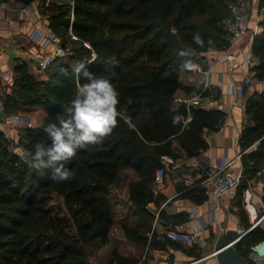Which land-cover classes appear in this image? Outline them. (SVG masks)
Listing matches in <instances>:
<instances>
[{
	"label": "trees",
	"instance_id": "obj_1",
	"mask_svg": "<svg viewBox=\"0 0 264 264\" xmlns=\"http://www.w3.org/2000/svg\"><path fill=\"white\" fill-rule=\"evenodd\" d=\"M230 1L62 0L42 6L49 25L68 45V52L44 70L46 75L19 60L10 89L1 97L3 115L24 108H40L45 113L37 124L20 129L16 139L0 127V264H90L88 245L110 241L112 186L129 170L135 174L129 200L141 218L136 225L124 223L123 229L129 240L148 248L142 264H150L147 257L151 248L167 250L175 244L183 245L194 259L203 256L200 244H184L166 231L159 232L154 225L156 211L149 204L158 207V220L174 228L191 220L188 211L160 209V200L166 196L155 193L153 184L162 154L176 159L181 150L191 154L207 149L206 132L219 129L226 115L219 107L194 105L191 119L185 122L186 103L175 107V101L179 89L189 94L202 87V83L181 82L182 68L202 61L207 49L230 44ZM260 4L264 5V0ZM71 23L79 39L70 37ZM197 31L202 43L192 38ZM252 56L258 59L252 69L262 79L264 32L255 35ZM81 60H91L88 67L97 74L111 76L120 92V104L136 126L131 128L120 120L100 144L74 154L68 165L73 172L70 178L55 180L50 166H31L29 153L35 143L49 142L43 124L63 113L75 94L71 66ZM245 109L254 124L244 127L241 144L246 147L259 142L243 155L245 177L240 186L246 187L248 180L263 170L264 189V91L250 94ZM173 117L178 118L175 123ZM55 195L62 197L64 205L53 203ZM180 196L197 203L208 198L201 185L182 186ZM262 239L264 228L254 226L235 242L236 250L249 264H259L251 251ZM139 261L114 249L110 263Z\"/></svg>",
	"mask_w": 264,
	"mask_h": 264
},
{
	"label": "crops",
	"instance_id": "obj_2",
	"mask_svg": "<svg viewBox=\"0 0 264 264\" xmlns=\"http://www.w3.org/2000/svg\"><path fill=\"white\" fill-rule=\"evenodd\" d=\"M50 1L61 2L62 0H31L32 10L30 12L21 9L22 0H0V104L2 94L9 89V85L14 79V67L19 60L27 61L34 72L40 71L38 60L42 51L39 44L31 39L30 33L36 25L48 22L42 6L47 5ZM249 2L256 27V24L263 21L264 5H261L258 0ZM255 27L246 35L239 37L233 45H228L229 48H227L228 46L220 49L211 47L204 51L202 61L194 63L191 68L184 66L181 70V82L188 85L203 83L207 69L214 81L220 77L224 80L239 81L246 73L253 76V81L247 89L246 96L239 99L237 103H234V97L226 92L224 85L215 87L216 97L211 100H202V106L205 107L207 104L213 107L218 102H223L226 115L219 129L206 132L205 135L209 141L207 149L191 154L184 150L180 151V157L176 158L175 165H170L172 172H169L170 166L167 169L165 185L159 188L160 192L166 196L165 203L170 212L188 211L191 218L194 213L197 220H201L205 224L210 218L213 219V223H207L204 228V233L208 238V245L204 248L207 250L202 257L194 259L185 249L176 248L174 245L170 247V250L151 248L150 251L154 257H147L150 264H220L212 252L225 229L236 230L241 234L257 225L264 228V189L261 177L263 170H259L254 177L249 179L246 187L243 188L239 185L234 193L227 194L221 199H213L211 202L207 198L202 203H197L189 197L180 196L181 187L187 185L183 181H177L176 178L177 174L190 169L196 161L213 162L226 156L235 158L233 164L235 171L244 170L243 155L257 146L259 140L246 147L241 144L244 127L246 124H254L245 109L246 99L250 94L264 91V78H258L255 75V69H252L253 65L258 63V59L252 56L254 37L258 34ZM227 50L235 55V60L227 59ZM5 72H9V75L4 76ZM187 96L188 93L185 90L179 89L176 93L175 107ZM27 110L28 108H24L20 112L11 113V116L8 114V117L0 121V127L9 132L13 131L14 122L18 123L19 119L25 118ZM129 202L132 205L130 200ZM156 223L159 226V221ZM246 223L250 226L247 227ZM177 227L192 230V222L190 220ZM147 250L146 247V253ZM160 256L163 257L162 260ZM167 256H170L171 262L166 259ZM256 260L259 264H264V254Z\"/></svg>",
	"mask_w": 264,
	"mask_h": 264
},
{
	"label": "built area",
	"instance_id": "obj_3",
	"mask_svg": "<svg viewBox=\"0 0 264 264\" xmlns=\"http://www.w3.org/2000/svg\"><path fill=\"white\" fill-rule=\"evenodd\" d=\"M31 0H22L21 9L26 12H30ZM250 0H231L229 7L232 13L233 19L229 22L227 30L230 36V45H233L239 37H242L249 33L250 30L254 29L255 22L253 20V13L250 6ZM260 1V0H258ZM74 13H72V17ZM263 21L260 24H256V29L259 32H264V12L262 15ZM69 35L73 39H79L80 37L73 30L72 23L69 26ZM31 39L38 43L42 55L39 57L38 65L41 71H44L50 66L56 59L65 56L68 52V45L62 40L58 32L49 23L43 25H36L31 33ZM88 46H91L88 41H84ZM229 46L227 48H229ZM95 56V55H94ZM226 57L230 61L235 60V55L228 51ZM206 71V77L202 83L200 90H193L184 98L188 109V115L185 122H188L192 117V110L194 105H202V100H211L216 95L217 86L224 85L226 92L234 97V103H237L239 99H242L247 94V89L253 81L251 74L246 73L241 80L235 79L224 80L222 77L216 81L210 77L209 70ZM9 75V72H5L4 76ZM214 107L224 109L225 104L218 102ZM210 108V105H206ZM8 117L3 115L2 107L0 105V121ZM161 165L156 170L154 179V190L156 191L167 181V169L170 165H175L176 159L168 154L161 155ZM235 158L222 157L213 162L196 161L192 164L191 168L183 173L177 174V181H183L187 186L201 185L204 186L206 194L208 195V201L213 199H221V197L234 193L238 186L244 179V171L240 169L235 171L233 168ZM192 230H185L182 228H173L167 230V235L184 244H195L198 243L205 247L208 245V238L204 233V228L208 224L213 223V219L210 218L205 224L201 220H197L195 214H192L191 218ZM243 231L239 234L237 240L245 233ZM215 254V251L212 252ZM264 254V239L256 242L252 246L251 255L256 259ZM143 256L137 264H142Z\"/></svg>",
	"mask_w": 264,
	"mask_h": 264
},
{
	"label": "clouds",
	"instance_id": "obj_4",
	"mask_svg": "<svg viewBox=\"0 0 264 264\" xmlns=\"http://www.w3.org/2000/svg\"><path fill=\"white\" fill-rule=\"evenodd\" d=\"M197 43L203 38L197 31L192 37ZM81 60L71 66L76 91L63 113L43 124L49 142H37L29 153L35 169L51 167L55 180L73 175L68 166L74 154L91 145L100 144L120 120L129 127L136 125L131 114L120 104V92L110 75L97 74ZM65 75L68 71L65 70ZM177 117H173V123Z\"/></svg>",
	"mask_w": 264,
	"mask_h": 264
},
{
	"label": "rangeland",
	"instance_id": "obj_5",
	"mask_svg": "<svg viewBox=\"0 0 264 264\" xmlns=\"http://www.w3.org/2000/svg\"><path fill=\"white\" fill-rule=\"evenodd\" d=\"M70 49V46H69ZM44 72V71H42ZM45 71L43 74L46 75ZM253 77V76H252ZM10 89V88H9ZM45 110L43 109H28L26 111V117L19 119L17 121L18 123L14 122V128L13 131L11 130L12 134H10L13 138H18V132L20 129L25 127L26 125H34L37 124L43 117V113ZM7 115V114H6ZM10 115V114H9ZM11 116V115H10ZM30 118V119H29ZM13 122V120H11ZM171 170L169 172H172V166ZM169 167V168H170ZM135 178V174L130 171H125L121 179L118 183L114 184L112 186V193L114 195V224L110 232V241L107 244H101L100 242L91 243L88 245V251H89V259L90 264H111V258L113 256V250L118 249L119 251L129 255L130 257L134 258H141L146 254V246L142 244H138L136 242H133L129 240L124 232L123 225L124 223H129L132 225H136L139 222V219L141 218V214L139 213V210L137 207L130 204L128 199V186L130 185V182L132 179ZM160 190L157 189L155 193H159ZM53 203H60L63 204V199L59 195H55V198L53 200ZM150 208L156 211V217L154 220V225L157 227L159 232H164L169 229H173V225L166 224L162 220H158V214L159 209L156 206V204L152 203L149 204ZM168 206L165 203V200H160L159 208H166L169 210ZM157 221H159V226L157 225ZM176 248L184 249L185 247L181 244H175ZM187 249V248H186ZM170 250V247L169 249ZM207 250L206 248H203V251L205 252ZM152 256V251L149 250L148 257ZM154 257V256H152ZM170 256H167V260L171 262ZM160 259L162 260L163 257L160 256Z\"/></svg>",
	"mask_w": 264,
	"mask_h": 264
},
{
	"label": "water",
	"instance_id": "obj_6",
	"mask_svg": "<svg viewBox=\"0 0 264 264\" xmlns=\"http://www.w3.org/2000/svg\"><path fill=\"white\" fill-rule=\"evenodd\" d=\"M238 236V231L225 229L217 240L214 251L220 264H249L236 250L235 242Z\"/></svg>",
	"mask_w": 264,
	"mask_h": 264
}]
</instances>
